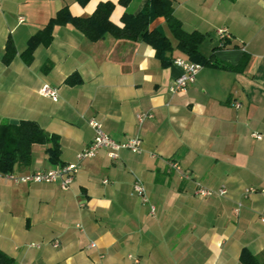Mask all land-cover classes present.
Returning a JSON list of instances; mask_svg holds the SVG:
<instances>
[{
  "label": "crops",
  "instance_id": "0c3cea01",
  "mask_svg": "<svg viewBox=\"0 0 264 264\" xmlns=\"http://www.w3.org/2000/svg\"><path fill=\"white\" fill-rule=\"evenodd\" d=\"M105 1L116 4L111 19L121 25L149 0H1L0 126L34 121L59 138L61 154L54 163L53 142L34 145L30 164L0 174V250L17 264H240L247 249L264 264V0H172L183 30L204 35L199 52L213 64L201 65L183 93L169 92L182 73L172 61L189 60L178 50L163 66L145 42L107 35L94 43L72 24L56 26L31 64L22 59L63 8L88 17ZM151 29L176 45L163 18ZM219 29L229 38L221 41ZM10 39L17 54L5 64ZM75 75L81 83L68 84ZM45 85L57 101L39 94ZM142 113L153 117L141 123ZM92 119L117 142L140 139L142 153L112 160L103 150L66 191L9 178L77 164L95 138ZM196 184L227 194L199 199Z\"/></svg>",
  "mask_w": 264,
  "mask_h": 264
},
{
  "label": "trees",
  "instance_id": "16d2710c",
  "mask_svg": "<svg viewBox=\"0 0 264 264\" xmlns=\"http://www.w3.org/2000/svg\"><path fill=\"white\" fill-rule=\"evenodd\" d=\"M91 0H76L81 6H86ZM133 0H118V4L128 7ZM116 8L112 1L99 3L91 16H74L68 7L59 11L55 18L41 31L32 36L27 49L21 54L22 59L31 64L35 50L41 46H48L53 41L56 26L72 24L90 42H98L107 35L117 39L134 42H145L156 50V56L163 66L169 63V56L174 49L184 54L191 62L202 66L213 65L200 52L199 46L204 35L198 32L187 33L181 23L173 16L172 0H149L144 9L137 15L125 13L121 18V25L115 24L111 16ZM158 18H163L176 45L173 47L169 38L159 29H151V25ZM17 51L10 39L6 44L4 63L9 64ZM215 66V65H214ZM77 79V80H76ZM68 84H79L81 79L72 76L67 79ZM53 142L47 149L51 160L58 163L61 145L57 136H48L34 121L24 120L19 124L4 123L0 126V174L7 175L14 172L17 164L28 165L32 160L34 145H45ZM240 264H261L247 249L241 251ZM0 264H17L14 258L0 250Z\"/></svg>",
  "mask_w": 264,
  "mask_h": 264
},
{
  "label": "built area",
  "instance_id": "2783aa9c",
  "mask_svg": "<svg viewBox=\"0 0 264 264\" xmlns=\"http://www.w3.org/2000/svg\"><path fill=\"white\" fill-rule=\"evenodd\" d=\"M1 10H2V3L0 0V12ZM21 21L23 22L22 19ZM216 34L221 41H224L225 39L229 38V35L225 29H219L218 31H216ZM172 63L177 67H179L182 70V73L177 79H175L171 83V85L169 86V92L171 94L183 93L186 91L189 85L194 83L196 76L201 70L202 66L200 64L191 62L183 58H175L172 61ZM39 94L44 97H50L54 101L58 100V91L48 85L43 86L39 91ZM240 106L241 105L239 103H234V107L236 109L240 108ZM152 117L153 115L147 113H142L138 115V119L141 123L144 122L146 119ZM90 126L95 131V138L87 149H85L83 152L77 155V160H78L77 164L62 166L56 170L49 172L38 171L27 177L17 178L14 176H10L9 178L14 180L15 182L34 183V184H53L56 182H60L62 189L66 191L74 183L76 176L81 170L82 163L86 160L97 157L101 151L103 150L108 151L109 157L112 160H117L120 157L119 153L122 150H128L136 154H140L143 151L142 141L140 139H133L124 143L117 142L105 132L103 125L97 120L92 119L90 121ZM252 136L257 140H261L262 138L261 135L258 134H252ZM172 168L175 171H180V168L176 163L172 164ZM182 178L187 180L189 179L187 175H182ZM134 190L136 195L142 198L144 202H147L145 192L142 186L136 184ZM245 193L246 195L255 193V189L250 188ZM226 194L227 191L225 188H220L218 190H211L205 188L200 184H196L195 187V196L199 199H206L213 196L222 197L225 196ZM152 212L153 213L155 212V208H152ZM259 220L262 224H264V213L260 216ZM54 247H58V244L55 245ZM130 258L132 259L133 257L130 256ZM134 263L139 264V261L135 259Z\"/></svg>",
  "mask_w": 264,
  "mask_h": 264
}]
</instances>
